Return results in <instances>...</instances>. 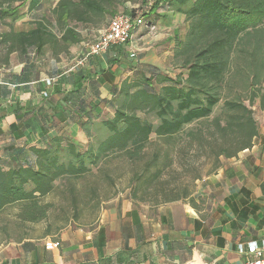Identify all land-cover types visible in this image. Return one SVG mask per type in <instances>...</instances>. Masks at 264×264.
I'll list each match as a JSON object with an SVG mask.
<instances>
[{
  "label": "trees",
  "instance_id": "trees-1",
  "mask_svg": "<svg viewBox=\"0 0 264 264\" xmlns=\"http://www.w3.org/2000/svg\"><path fill=\"white\" fill-rule=\"evenodd\" d=\"M42 1L0 0V24L16 22L23 16V6L28 3L32 11ZM127 2L59 0L51 9L50 20L45 17L31 30L18 32L12 28L1 35L0 61L7 63L14 52L39 55L47 48L57 54L67 52L70 46L81 43L80 26L112 20L122 14L121 9L137 17L135 9L128 10ZM160 4L184 15L189 23L186 39L177 43L172 56L180 71L170 75L160 66L145 64L125 80L114 92L115 114L102 122L108 130L104 139L83 146L56 137L47 148L33 149L38 157L35 166L9 170L0 166V245L11 234L8 222L24 228L48 219L52 204L45 199L57 192L59 182L67 181L72 213L78 217L83 211L79 209L84 206L82 201L98 210L103 201L117 195L112 169L120 164L131 169V196L145 200L139 194L148 191L173 166V149L181 143H209L216 156V171L222 156H238L259 137L253 108L257 105L264 111V0H162L146 14L154 16ZM233 59L245 64L252 92L248 102L226 98L223 93ZM94 169L102 172L103 187L91 184L92 188L77 189L75 181L86 178ZM74 220L67 218L68 222Z\"/></svg>",
  "mask_w": 264,
  "mask_h": 264
},
{
  "label": "crops",
  "instance_id": "crops-1",
  "mask_svg": "<svg viewBox=\"0 0 264 264\" xmlns=\"http://www.w3.org/2000/svg\"><path fill=\"white\" fill-rule=\"evenodd\" d=\"M166 14L159 19L171 25ZM174 17L185 21L180 13ZM159 19L154 15L149 22L156 25ZM146 36L155 41L168 35ZM83 44L58 54L49 48L39 55L14 52L7 63L0 61L4 169L35 166L33 149L47 148L56 137L83 146L104 139L108 130L102 122L115 114V90L142 65L166 70L171 54L152 48L132 58L127 45L80 65L72 57ZM219 166L197 180L187 198L153 204L130 191L117 193L103 201L109 205H101L89 226L4 239L0 264H246L253 257L249 246L264 244V127L250 149L222 157ZM47 243L60 246L49 249Z\"/></svg>",
  "mask_w": 264,
  "mask_h": 264
},
{
  "label": "rangeland",
  "instance_id": "rangeland-1",
  "mask_svg": "<svg viewBox=\"0 0 264 264\" xmlns=\"http://www.w3.org/2000/svg\"><path fill=\"white\" fill-rule=\"evenodd\" d=\"M159 1L162 0H128L127 3L131 5L129 6L128 10L135 9V14H137L139 17H143L145 21V24L141 26V28H137L134 31V34H136V36L135 38H133L134 41L131 40L132 42H130V46L132 47V51L135 52L136 56L140 55L141 53H148L150 52V50H152V48L154 50L156 49V51H163L164 53L167 52L168 54L171 53L169 54V60L167 59V61L164 62V65L167 66L165 72L172 75L180 71L179 66L174 65L172 56L174 50L176 49L177 43L186 39L189 23L186 20L180 22L177 18L174 17L177 13L174 14L173 11L168 8V6H165L164 4L163 6H161L162 4H160V9H158L159 11H157L160 12V14L167 13L166 15L168 17H171L170 20L172 21V24L170 25L171 22H169L168 24L161 23V20L159 19L160 14L157 12L155 13V16H157L160 23L156 22V26L158 25L156 32H149V29L147 28V23H149L147 18L149 15L146 14V12L151 11L152 6ZM55 3L56 0H43L42 4L32 11L29 10V4L27 3L21 9L23 16L19 20L14 23L9 22V20L7 23L0 24V37L3 33L9 32L12 28L13 30L18 32H24L34 28V23L38 20L44 19L45 17L50 20L51 9L55 5ZM120 13L126 14L128 12H124V10L121 9ZM110 20L111 19H107L102 22L99 21L97 22V24H95V26L82 25L78 28L81 33V42H84V44L80 47L79 50H75L74 52L75 56H73L72 58H75L76 63L81 61L86 54L85 52L90 48V46L96 43L98 32L108 28ZM159 25H162V29H160L161 27L159 28ZM149 33L150 36L154 38L159 34H166L169 37L165 36V38H159L155 41H152L151 37L149 38L146 36ZM154 50L152 51L154 52ZM0 54H3V51L1 49ZM244 65V62L233 59L231 66L232 69L231 72H228V75L226 77V88L223 92L226 98H241L248 102V97L252 92L249 90L250 86L248 87L249 78L247 77L248 73L244 72ZM261 87L264 89V83ZM220 109L221 108H218L216 113H218ZM253 109L255 120L258 122L259 129L262 130V128L264 127V112L261 111L259 106L256 105H254ZM181 144L182 145H179L175 149H173L175 153V161L173 163V166L165 170L164 174H162L161 176V179L153 184V186H151L148 191L139 194V197L145 198V200L141 199L142 202L161 204V202H164L169 198H174L176 196H182L185 194L189 195L196 189L197 180H202L203 178H205V176H208L215 172V169L217 167V161L215 158L216 156L214 152H211L209 143L204 142L203 146L194 144L191 141H189V143L185 142ZM152 149L154 150V148ZM222 157L219 160V164H221ZM116 164L119 166V163ZM130 170L131 169L129 165L127 166L126 164H120L119 167L112 169V172H114L115 175L114 177L116 178L118 194L129 193L131 186L129 178L131 174ZM101 174L102 172L94 169L93 173L88 174L86 178L75 181V185L77 184V189L78 186L84 188L91 187V184H97L99 187L102 186L103 183L101 182V180L103 176ZM118 174L122 176V179H119ZM66 182L67 181L59 182L58 186L60 187H58L57 192L51 196L46 197L45 199V201L52 204V207L50 208L48 214V219L39 224H31L30 226L24 228H18L16 225L14 226L13 223L8 222L7 225L11 234L10 236H7L6 239L12 240V238L15 239L17 237L26 235L41 238L45 237L48 234H59V232L64 231L65 229L70 227L73 228L74 226H89L95 220V217L97 216V210H94L95 208L92 206V204L86 205L85 203L88 202L85 200L81 202V205L84 206L79 207V209L81 208V210L83 211L79 213V215L76 214L78 215V217H75L74 213H72L73 211L71 197L68 195V193H66ZM155 196H157V198H154ZM81 198H84V195H82ZM106 205L108 206L109 202L107 204L103 203L102 207ZM68 216H70L73 220L75 218V220L73 222H68ZM11 217L14 220V217ZM6 219L7 217L4 216V222Z\"/></svg>",
  "mask_w": 264,
  "mask_h": 264
},
{
  "label": "built area",
  "instance_id": "built-area-1",
  "mask_svg": "<svg viewBox=\"0 0 264 264\" xmlns=\"http://www.w3.org/2000/svg\"><path fill=\"white\" fill-rule=\"evenodd\" d=\"M145 24L144 18L132 16L129 13L119 14L112 18L108 28L99 31L95 44L85 52L83 59L79 61L83 65L89 58L106 54L113 47H124L132 42V34L136 28H141ZM149 32H156L157 26L154 24L148 25ZM132 58H136L135 52L131 54ZM46 95V94H45ZM49 249L58 248L59 243H47ZM249 253L253 254L252 259H249L246 264H264V244L262 246L257 243H252L249 246Z\"/></svg>",
  "mask_w": 264,
  "mask_h": 264
}]
</instances>
